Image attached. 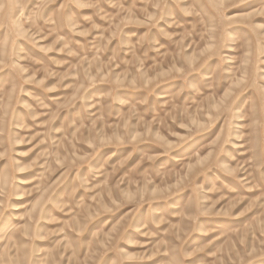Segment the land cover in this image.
Listing matches in <instances>:
<instances>
[{
  "label": "rangeland",
  "instance_id": "374dc122",
  "mask_svg": "<svg viewBox=\"0 0 264 264\" xmlns=\"http://www.w3.org/2000/svg\"><path fill=\"white\" fill-rule=\"evenodd\" d=\"M0 264H264V0H0Z\"/></svg>",
  "mask_w": 264,
  "mask_h": 264
}]
</instances>
